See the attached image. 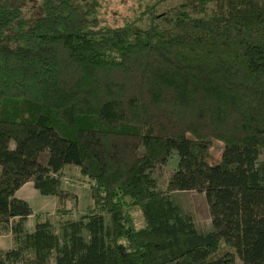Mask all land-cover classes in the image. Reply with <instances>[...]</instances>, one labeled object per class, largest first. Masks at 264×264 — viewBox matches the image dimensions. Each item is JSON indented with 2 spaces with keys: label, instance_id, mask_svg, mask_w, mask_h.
Masks as SVG:
<instances>
[{
  "label": "trees",
  "instance_id": "obj_1",
  "mask_svg": "<svg viewBox=\"0 0 264 264\" xmlns=\"http://www.w3.org/2000/svg\"><path fill=\"white\" fill-rule=\"evenodd\" d=\"M188 1L141 26L103 23L99 0H0V264H264V0ZM67 164L92 205L56 231L15 192L65 200Z\"/></svg>",
  "mask_w": 264,
  "mask_h": 264
},
{
  "label": "rangeland",
  "instance_id": "obj_2",
  "mask_svg": "<svg viewBox=\"0 0 264 264\" xmlns=\"http://www.w3.org/2000/svg\"><path fill=\"white\" fill-rule=\"evenodd\" d=\"M32 8L38 5L39 0H25ZM81 1V0H77ZM188 0H99V16L101 21L108 25H115L125 21L135 25L144 26L147 24L149 12L147 5L153 6L158 13L165 12L174 6ZM191 1V0H190ZM215 1L209 3L215 7ZM189 2V1H188ZM16 3H25L24 0H16ZM37 12L34 11L33 15ZM222 142L213 140L211 143V152L213 159L220 157ZM46 152L43 153L41 160L45 161ZM259 159H264L261 154ZM178 155L172 152L168 161L164 164L158 163L151 169V174L157 179V184L161 189H165L168 178L172 171L176 168ZM63 190L68 192V197L60 200L54 195L41 194L34 186L31 180L23 184L16 192L17 196L27 199L32 206L37 217L40 219L48 218L56 231H59L60 223L65 218H78L85 213L92 205L89 185L92 182L88 177L82 175L79 168L73 164H67L62 171ZM178 198L179 205L194 214V220L200 228H205L210 224V214L208 203L203 192L196 190L177 191L172 194V199ZM138 210H134V214H138ZM36 216L27 218L25 225L27 229H32ZM13 238L10 233L0 234V250H5L13 245ZM236 263H240L236 258ZM51 264H54L51 261Z\"/></svg>",
  "mask_w": 264,
  "mask_h": 264
},
{
  "label": "crops",
  "instance_id": "obj_3",
  "mask_svg": "<svg viewBox=\"0 0 264 264\" xmlns=\"http://www.w3.org/2000/svg\"><path fill=\"white\" fill-rule=\"evenodd\" d=\"M27 182H28V181H26L25 183H27ZM25 183H24V184H25ZM22 185H23V184H22ZM22 185H21V186H22ZM21 186H20V188H21ZM20 188H19V189H20ZM19 189H18V190H19ZM18 190H17V191H18ZM17 191H16V192H17ZM16 192H15V194H16ZM176 192H177V191H176ZM16 195H17V194H16ZM22 198H23V197H22ZM24 199H25V198H24ZM26 200H27V199H26ZM176 202L179 204V200H178V198L176 199ZM209 226H210V224H209L207 227H209ZM207 227H205V228H207Z\"/></svg>",
  "mask_w": 264,
  "mask_h": 264
}]
</instances>
